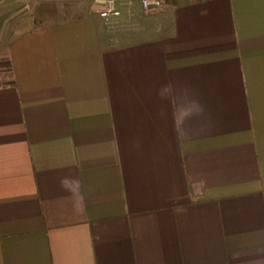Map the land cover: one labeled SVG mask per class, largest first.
<instances>
[{"label": "crops", "instance_id": "0c3cea01", "mask_svg": "<svg viewBox=\"0 0 264 264\" xmlns=\"http://www.w3.org/2000/svg\"><path fill=\"white\" fill-rule=\"evenodd\" d=\"M20 3L0 264H264V0Z\"/></svg>", "mask_w": 264, "mask_h": 264}, {"label": "rangeland", "instance_id": "374dc122", "mask_svg": "<svg viewBox=\"0 0 264 264\" xmlns=\"http://www.w3.org/2000/svg\"><path fill=\"white\" fill-rule=\"evenodd\" d=\"M6 2H10L9 5H0V47L5 45L8 31H9V25L11 23V20H13V17H18L22 14V9L20 6L21 0H9ZM11 2H13L11 4ZM11 4V5H10Z\"/></svg>", "mask_w": 264, "mask_h": 264}, {"label": "built area", "instance_id": "2783aa9c", "mask_svg": "<svg viewBox=\"0 0 264 264\" xmlns=\"http://www.w3.org/2000/svg\"><path fill=\"white\" fill-rule=\"evenodd\" d=\"M160 0H140L141 6L145 11L154 9ZM118 0H92V5L97 4L99 15L105 19L117 16L120 14V9L117 6Z\"/></svg>", "mask_w": 264, "mask_h": 264}, {"label": "trees", "instance_id": "16d2710c", "mask_svg": "<svg viewBox=\"0 0 264 264\" xmlns=\"http://www.w3.org/2000/svg\"><path fill=\"white\" fill-rule=\"evenodd\" d=\"M0 83H14L13 69L9 59L0 56Z\"/></svg>", "mask_w": 264, "mask_h": 264}]
</instances>
